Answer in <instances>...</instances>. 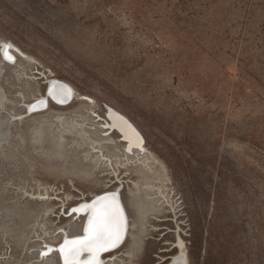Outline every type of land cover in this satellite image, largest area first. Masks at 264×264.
I'll list each match as a JSON object with an SVG mask.
<instances>
[{
    "label": "rangeland",
    "instance_id": "rangeland-1",
    "mask_svg": "<svg viewBox=\"0 0 264 264\" xmlns=\"http://www.w3.org/2000/svg\"><path fill=\"white\" fill-rule=\"evenodd\" d=\"M1 41L18 62L0 54V264H45L108 189L133 225L108 264H167L179 244L191 264H264V0H0ZM52 78L96 105L28 114ZM108 106L155 163L125 154Z\"/></svg>",
    "mask_w": 264,
    "mask_h": 264
},
{
    "label": "bare ground",
    "instance_id": "bare-ground-1",
    "mask_svg": "<svg viewBox=\"0 0 264 264\" xmlns=\"http://www.w3.org/2000/svg\"><path fill=\"white\" fill-rule=\"evenodd\" d=\"M5 44H10L12 46L8 51L10 55L14 57V61H11V62L4 58L5 62L8 64L17 63L18 59H17L16 53L14 52V45L11 43H7L5 41H1V45H5ZM28 59L31 60V58H28ZM48 85H49V89H48L49 98L46 99L44 95L36 96L35 99L27 105V107L29 108L28 114H34L38 112V110L43 111L47 109V106H46L47 100L50 99V95L52 96L53 99L59 102L60 106H65L71 101L74 102V100L79 97H82V99L83 97H85L88 100V102L86 100L87 103L90 102L89 104L96 105L95 100L91 98L90 96H87L84 94H81L78 96L76 89L65 81H60V80L52 78V79H49ZM97 117L99 118V120H102L101 115H97ZM104 120L105 121L103 122V125L106 126V128H108V131H110V133L113 131L112 135L119 134V138L124 143L125 154L133 155L136 159H138V161H142L144 163L146 162L149 163V161H151L152 163H155L157 161L156 157H154L148 151L145 135L142 133L140 128L127 115L108 106L105 112ZM96 153H101V151H96ZM161 176L163 175L161 174ZM113 194L115 195L116 202L119 206V213H120V217L122 220V235H121L119 243L116 246L109 247L107 249L108 251L104 250L106 251L104 255L101 254L103 251H100L101 253H99L96 259L98 261V264H108L112 262L114 259H116L118 257V254H120L122 250L127 246L129 239H130L132 227H133L128 209L125 205V202L123 200L122 194L120 193L119 189H114V190L108 189L104 192L96 193L94 194L92 199H89V200L85 199L81 201L80 203H78L77 205L73 206L72 217L73 218L78 217L77 220H80L81 222L80 232L74 235H69L67 233H63L60 231L59 234H62V240L57 244L47 243L46 241L43 242V247L40 250L39 258L42 261H46L45 264H64V258L60 253V249L62 246H64L65 240L72 241L74 239H79L80 237L85 235L86 234L85 229L88 227L89 219L94 218L93 215L95 213V209L92 207L93 204H90V202L94 199L98 201L100 197L112 196ZM134 200L138 202L141 199L136 196L134 197ZM90 212L91 214L92 213L93 214L88 217ZM86 221H87V226L85 227ZM63 242L64 244L60 246ZM178 249H179L178 252L175 255H173V257H171V260L167 264H191L186 248L183 247L181 244H179ZM90 254L92 253H87L86 255H82V256L78 255L76 257L77 264H89V261L93 260V257H94L93 255L91 258ZM55 256L57 257V261L51 260V258H54Z\"/></svg>",
    "mask_w": 264,
    "mask_h": 264
},
{
    "label": "snow or ice",
    "instance_id": "snow-or-ice-1",
    "mask_svg": "<svg viewBox=\"0 0 264 264\" xmlns=\"http://www.w3.org/2000/svg\"><path fill=\"white\" fill-rule=\"evenodd\" d=\"M10 44L0 45V54L5 59L14 61L9 53ZM87 207V206H86ZM95 209L94 218L89 219L85 236L76 240H65L60 253L64 258V264H77L76 257L85 250L94 251L93 260L89 264H98L96 257L100 251L116 246L122 235V220L115 195L100 197L93 202Z\"/></svg>",
    "mask_w": 264,
    "mask_h": 264
},
{
    "label": "water",
    "instance_id": "water-1",
    "mask_svg": "<svg viewBox=\"0 0 264 264\" xmlns=\"http://www.w3.org/2000/svg\"><path fill=\"white\" fill-rule=\"evenodd\" d=\"M50 98L52 99V100H54V101H56L55 99H53L52 98V96L50 95ZM57 102V101H56ZM57 103H59V102H57ZM0 105H2V101H1V98H0ZM43 130L42 129H38V130H36L32 135L34 136V138L35 139H40V135H41V133H43L42 132ZM8 134H9V129L6 127V128H1L0 129V143L1 142H3L4 140H6L7 139V137H8ZM96 201V199H94V200H92L91 202H90V204H93V202H95ZM89 213V212H88ZM87 213V214H88ZM93 214V213H92ZM91 214V212H90V214L88 215V217L90 216V215H92ZM94 216V215H93ZM87 221H88V219H87ZM87 221H86V225H85V227L87 226ZM85 235H83L82 237H80V238H83ZM74 240H76V239H74ZM64 244V242L60 245V246H62ZM108 251V250H107ZM87 253H92V254H90L91 255V258H92V256L94 255V251H89L88 252V250L86 251H83V253L81 252L80 254H79V256H82V255H86ZM99 253H101V252H99ZM106 253V251H103L101 254L102 255H104Z\"/></svg>",
    "mask_w": 264,
    "mask_h": 264
}]
</instances>
